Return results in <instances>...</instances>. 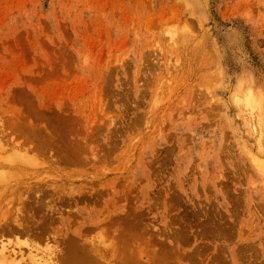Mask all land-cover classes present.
Wrapping results in <instances>:
<instances>
[{
    "label": "rangeland",
    "instance_id": "374dc122",
    "mask_svg": "<svg viewBox=\"0 0 264 264\" xmlns=\"http://www.w3.org/2000/svg\"><path fill=\"white\" fill-rule=\"evenodd\" d=\"M238 79H241L242 83L240 94L247 93L248 88L251 89V96L257 103L254 108H247L243 102L234 99L238 89L237 83L240 82ZM8 113L12 114L10 116L17 115L15 117L18 119L26 116L31 118L28 122L35 123L32 125V133L36 135V139L33 138L35 142L30 140L35 145L30 144V141L23 142L28 137L25 138L21 131L11 134L14 128H11V131L10 128L3 130L12 123L7 125L8 121H5L8 127L4 125L3 121L10 118ZM22 118L21 121L24 119ZM1 120L5 126L3 128L4 126L0 125L6 134L3 135L4 138L11 136V139L4 141L0 135L3 138H0L3 140L0 141V156L7 157H0V164L3 160L0 176L2 177L4 169L5 176L9 173L7 176L12 181L9 180L11 186L13 181L20 179L16 183H22L30 190L21 184L23 188L20 185L17 186L20 189H16L19 192L23 189L22 193L16 192L15 189V199L11 197L12 200L8 198L9 201L1 195L3 197H0V214L6 207H10L11 203L22 205L23 201L32 205L33 202L35 204L42 201L36 200L37 198H42L46 202L42 204L47 208H40L41 212L44 211V214L40 212L44 217L37 215L38 210H35V215L39 217L34 219L38 223L43 221V224L44 220L47 222L49 219L50 222L47 223L52 225L49 224L48 228L41 223L46 229L36 225V230H42L40 243L47 241L52 246L57 244L58 248L60 245V248H65L63 242H68L66 239L67 236L70 237V234H67L69 230L71 237L76 235L77 240L73 237L76 242L87 248H116L113 245L121 244L122 247L121 240L125 241L123 238L126 237H122V232L125 234L127 231L129 236L132 234L129 229L136 230L139 227L136 231H139L137 235L142 239H135V231L132 234L135 237L130 236L129 239L132 237L131 240L136 243L139 239L138 242L149 237V240L141 244L147 245L149 242L146 247L152 245L150 251L161 248L160 244L165 242L161 245L166 248L165 251L161 249L166 255L172 248L174 253L181 248L177 254L189 253L188 257L181 254L180 258L179 254L177 256L174 253L170 255L175 256L172 258H176V261L183 259V263L179 261L182 264H209L211 260L210 264H229L232 260L231 264H264V0H0ZM28 122L22 124L26 123L28 127L31 125L27 124ZM17 124L21 125V122ZM30 127L28 135L27 129L26 132L25 129L22 131L29 138ZM41 127L46 131H42ZM118 128L119 132L116 131ZM124 130L125 135L121 132ZM7 133L11 135L8 136ZM114 133H118L120 137ZM10 141H13L15 146H12ZM8 143L12 148L16 147V150L17 147L22 148L25 153L28 149L30 156L26 155L27 158L31 160L35 157L31 161L34 163L37 158L38 163L35 162L41 164L30 166L29 160L24 161L21 158V161L20 157L17 160L15 155H10V160L8 155L14 151L8 148ZM78 143L79 146L82 144L81 150ZM41 144H44L43 147ZM45 145L51 148L48 150ZM59 145H65L66 148L60 151L61 147L56 148ZM31 147L34 151L29 150ZM70 147H73L71 151ZM75 147L79 149L74 150ZM39 148L41 149L37 152ZM85 148H88L86 151L89 152L84 153ZM42 149L47 152L43 153ZM92 149L100 154L97 152L91 160L84 161V158L89 159L91 154L95 153ZM16 150L15 152H18ZM21 151L20 154H23ZM59 151L61 154L65 152V155L68 152L66 157L73 160L72 165H69L71 162L68 159L67 163L66 157L59 154ZM45 152L47 155L53 154L54 157L50 155V159L46 158ZM88 153L90 157L87 156ZM71 154L79 156L78 159L75 157V160ZM60 156L62 163L57 160V157L60 160ZM97 156L100 160L95 162ZM8 160L13 161L6 162L7 164L14 165H6L5 161ZM77 160L88 162L74 165ZM106 161V168L112 165L107 169L108 172L106 168L102 170L105 172L102 177L101 168L104 166H101ZM32 170L35 173L38 170L36 176L40 175V178H35ZM46 170H50L49 175H53L48 176ZM86 170L93 172L91 175L85 174ZM79 171L85 173L81 174ZM41 172H45L47 176L43 175L47 178L43 177ZM81 175H89V179ZM23 178L31 181L26 182ZM8 179L6 177V180H0V184L6 183ZM44 180H47V183ZM91 181H94L93 185ZM31 182L34 183L30 185ZM38 184L43 186L41 190L38 189ZM45 184L51 185L47 187ZM81 186L87 190H81ZM93 187L100 188L90 193ZM35 189L36 191H33ZM84 191L85 193H82ZM28 193L30 198L26 195ZM62 193L65 194L62 200L64 206L59 200ZM93 193L100 197H95ZM90 197L97 200H91ZM65 198L69 202L66 203ZM83 199H89L90 202L86 203V200L84 204ZM58 201H61L60 204ZM98 203L100 205H97ZM108 204H111L113 209ZM124 205L126 207L123 209ZM63 207L64 214L60 210ZM65 208L66 212L73 209V213L76 212L81 218L75 213V217L73 213L67 214ZM56 209H59V213H55L57 216L53 213ZM126 209L130 211L132 221L136 224L130 223L132 221L128 222L129 225L126 221L125 225L121 224L124 222L120 221L121 219H131ZM132 211L133 214L137 211V217ZM108 213L113 217L115 213H119L116 218H123H115L118 225L130 228H124L123 231L120 226L116 227V220L111 223ZM57 217L59 222H56L61 225L54 223ZM103 218L105 223L107 219L110 221L108 225L115 224L114 227H108L106 230L108 225L103 223ZM220 220H223L221 225ZM70 221L72 224L76 222L72 225ZM227 221L231 223L229 226ZM211 223L216 227L212 225V228ZM83 225H87V228ZM92 226L96 227L93 229ZM83 227L87 231L92 228L94 233L90 230L88 233ZM172 227L175 228L174 231H179L177 237L176 232H171ZM215 228L220 234L218 232L217 235V230L216 233H211ZM115 229L122 232H116ZM105 231L106 233H102ZM109 231L115 233L116 238L112 239L114 235ZM10 233V237L7 232L3 233V236L0 235V238L5 237L2 241L0 239V248L1 244L13 239ZM80 233L85 236H80ZM171 233L173 236L169 237ZM53 234L61 239L57 236L56 240ZM99 234L103 237L102 240ZM222 234L224 236H219ZM154 236L156 241H152L160 244L151 241ZM119 237L122 239H118ZM129 239L126 240L128 243L123 244L124 247L131 245L129 242L132 241ZM115 240L120 241V244ZM86 242H91V245H85ZM101 242L104 245H100ZM138 242L136 245H140ZM65 244L68 246V243ZM242 244L246 249H243ZM134 245L131 247L136 248ZM143 245L138 248H145ZM16 246L26 250L22 245ZM218 246L221 248L218 249ZM194 250L200 252L199 257L196 254L198 251ZM192 251L196 253L192 255ZM240 252L243 256L239 258L237 254ZM253 252L258 255L257 258ZM249 254H252V257ZM249 259L253 261H248ZM167 260V264H172L171 260ZM176 261L173 263L179 264Z\"/></svg>",
    "mask_w": 264,
    "mask_h": 264
},
{
    "label": "bare ground",
    "instance_id": "6f19581e",
    "mask_svg": "<svg viewBox=\"0 0 264 264\" xmlns=\"http://www.w3.org/2000/svg\"><path fill=\"white\" fill-rule=\"evenodd\" d=\"M238 80H240V82L239 83H237V87H238V89H236V95L234 96V99L235 100H237V101H239V102H243V105H246L247 106V108H248V106H251L252 108H254L253 106L255 105V103H256V100L254 99V97L253 96H251V95H253V94H251V91H249V90H251L250 88H248V89H246L247 90V93L246 92H243V94H240L241 92H240V84H242L241 83V79H238ZM238 82V81H237ZM249 87V86H248ZM253 87V86H252ZM229 88V87H228ZM235 90V89H234ZM254 90V89H253ZM240 92V93H239ZM230 102V101H229ZM228 102V103H229ZM239 102H238V104H239ZM257 104V103H256ZM240 107V106H239ZM245 108V107H244ZM242 109V108H241ZM240 109V110H241ZM8 111V110H7ZM25 111V110H24ZM24 111H23V113L22 114H24ZM26 111H28V110H26ZM25 111V112H26ZM258 111H260V110H258ZM10 112V111H9ZM15 112V111H14ZM20 112V111H19ZM243 112V111H242ZM255 112H256V110H255ZM246 113V112H245ZM30 114V113H29ZM8 115H9V113H8ZM10 115H12V114H10ZM9 115V116H10ZM27 114H25V116H26ZM258 115V114H257ZM15 116H17V115H13V116H10V118L8 119V120H4L3 122L5 123V121L8 123L7 125H9V123H11L10 125H15L14 127L13 126H11L10 127V125H9V127L6 125V123L4 124L3 122H2V120L0 121V125H2V124H4V125H6L8 128L7 129H3V128H5V126L4 125H2V127L3 128H0V135L4 138V136L3 135H6L4 132H3V130H8L9 128V131H11V128H14V129H12V131H11V134H17V132L18 131H21V134L23 135V136H25V138H27V139H25L23 142H27L28 141V143H29V141H30V144H32L33 142H35V140L34 139H36V135L35 134H33L32 133V130H34V129H32L33 127H32V125H35V123L34 122H28V119L30 120L31 118L30 117H28V116H26V118L25 117H21L23 120V122L21 121V118L20 119H18V117L16 118ZM20 116V115H19ZM30 116H31V114H30ZM36 116V115H35ZM244 116V115H243ZM7 119V118H6ZM12 119V120H11ZM13 119H15L16 121H19V122H16L15 120L13 121ZM18 119V120H17ZM25 119H27V120H25ZM11 120V121H10ZM135 120V119H134ZM246 120H248V119H246ZM28 122L27 124H31V125H28V127H27V125H26V123L23 125L22 123H24V122ZM14 122H16V123H14ZM21 122V125L20 124H17V123H20ZM250 122H251V120H250ZM34 123V124H33ZM129 124H130V122H129ZM17 125H19V126H17ZM23 125V126H22ZM250 125V124H249ZM21 126H22V128H21ZM24 126H26V127H24ZM31 126V127H30ZM20 127V128H19ZM29 127L31 128V138H29V136H26V134L24 133V132H26V129H27V135L30 133V131H29V133H28V130H30L29 129ZM3 129V130H2ZM16 129V130H15ZM24 129H25V131H24ZM41 129H42V131L44 130V127L42 128L41 127ZM116 129V128H115ZM1 130H2V134H1ZM13 130H15V131H13ZM114 130V129H113ZM119 130V128L116 130L117 132H119L118 131ZM22 131H24V132H22ZM41 131V132H42ZM44 131H46V129L44 130ZM115 131V130H114ZM155 131H158V130H155ZM33 132H35V131H33ZM121 132H123V134H124V132H125V130L124 131H121ZM19 133V132H18ZM8 134V133H7ZM10 133L8 134V136L9 135H11ZM25 134V135H24ZM32 134H33V136H32ZM45 134V133H44ZM115 134V133H114ZM121 134V133H120ZM122 134V135H123ZM125 134H126V132H125ZM124 134V135H125ZM115 135H117V136H119L120 137V135H118V133L117 134H115ZM121 135V136H122ZM0 136V138L1 139H3L2 137ZM41 136H42V134H41ZM114 136V135H113ZM35 137V138H34ZM9 138L11 139V136L10 137H8L7 139L6 138H4L3 140L4 141H8L9 140ZM34 138V139H33ZM42 138H43V136H42ZM47 138V137H46ZM112 138V137H111ZM111 138H110V140H111ZM114 138V140L116 139L115 137H113ZM33 141L32 143H31V140ZM128 139V138H127ZM126 139V140H127ZM3 140L1 141V142H3ZM18 140H19V138H18ZM21 140V142H22V139H20ZM114 140L112 139V141H111V143H113L114 142ZM129 140H132V139H129ZM38 141V140H37ZM120 141H122L121 139H120ZM125 141V140H124ZM128 141V140H127ZM0 142V143H1ZM14 142H16V140L14 141ZM20 141H19V143L22 145L23 143H21ZM44 143V142H43ZM47 143H48V141H47ZM52 143V142H51ZM50 143V144H51ZM124 143V142H123ZM125 143H126V141H125ZM124 143V144H125ZM2 144V143H1ZM1 144H0V148H2L1 147ZM10 144H12V146H15L14 144H13V141H12V143H11V141H10ZM16 144H18V142L16 143ZM20 144H18V146L20 145ZM29 144V145H30ZM37 144H39V143H37ZM127 144H129V143H127ZM8 145H9V143H8ZM8 145H6V146H8ZM32 145H35V143L34 144H32ZM42 145V144H41ZM44 145V144H43ZM43 145H42V147H43ZM58 145V144H57ZM82 144H80V146H81ZM85 146H87V144H84ZM5 146V148L7 149V147ZM17 146V145H16ZM46 146V145H45ZM72 146V145H71ZM75 146V145H74ZM78 146H79V143H78ZM79 146V147H80ZM12 148L11 147V145H9L8 146V148ZM23 147H24V145H23ZM47 147V149L49 150L50 148H49V146H46ZM57 147H61L60 145L59 146H56V148ZM79 147L78 148H74V150H77V149H79ZM16 147H13L12 148V150L14 151V153L12 154H9L8 155V158H10V160H11V156L13 155H15L16 157V159L18 160V158L20 157V160L21 161H23L24 159H26L27 161L29 160L30 161V163H29V165L31 166V164H33V165H35V164H37L38 163V161H37V158L34 160V163L32 162L33 161V159L35 158L33 155H32V157H34V158H32L31 160L30 159H28L27 158V156H30V153H28V149H26L27 150V152L25 153V150L23 151V149L22 148H19V147H17L20 151L22 150L23 151V154L21 153L20 154V151L17 149H15ZM25 148V147H24ZM34 148H36V147H34ZM45 148V147H44ZM62 149H60V151L61 150H63V148H66L65 147V145H63L62 147H61ZM72 148L73 147H70L69 148V150L71 149L72 150ZM83 148H84V146H83ZM82 148V149H83ZM5 149V150H6ZM33 150L34 151V149H33V147H31V148H29V150ZM40 149L41 148H39L38 149V151L37 152H39L40 151ZM59 149V148H58ZM88 148H85V151L87 150ZM137 149V148H136ZM15 150L16 151H18V152H15ZM43 150V149H42ZM55 150V149H54ZM66 149H64V151H65ZM70 150V151H71ZM80 150H81V147H80ZM92 150H94V149H92ZM98 150V149H97ZM124 150H126V149H124ZM157 150V149H156ZM1 151H3V150H1ZM7 151V150H6ZM21 151V152H22ZM44 151H46V150H43V153H44ZM50 151H52V150H50ZM59 151V154H61V152ZM137 151V150H136ZM8 152V151H7ZM10 152H11V150H10ZM47 152V151H46ZM46 152H45V156L47 155L46 154ZM55 152V151H54ZM57 152V151H56ZM73 152V151H72ZM74 152H77V151H74ZM79 152V151H78ZM87 152H89V151H86V152H84V153H87ZM94 152L95 153H92V151H91V157H90V153H88V155L87 156H89L90 158L88 159V157L85 159L84 158V161L85 160H91V158H92V156H94L93 154H96L97 155V152H96V150H94ZM4 153V152H3ZM16 153H19V154H16ZM41 153V152H40ZM62 153H63V151H62ZM67 153V155H68V152H66ZM81 153H83V152H81ZM83 153V154H84ZM99 153V152H98ZM125 153V152H124ZM2 154V153H1ZM25 154V155H24ZM34 154H37V153H34ZM56 154V153H55ZM54 154V155H55ZM57 154H58V152H57ZM75 154V153H74ZM74 154H71L70 156H73V158H77L78 159V157L77 156H74ZM79 154H80V152H79ZM78 154V155H79ZM100 154V153H99ZM3 155V154H2ZM11 155V156H10ZM27 155V156H26ZM40 155H42V154H40ZM48 155H49V157H48ZM47 155V157L46 158H49L50 159V155L51 154H48ZM61 155H64L65 157L67 156V155H65V152L63 153V154H61ZM95 155V156H96ZM4 156V155H3ZM1 157V158H4V157ZM52 157H54L53 156V154L51 155ZM99 156V155H98ZM94 157L96 160H95V162L99 159L100 160V158L99 157ZM36 157H37V155H36ZM38 157H39V155H38ZM51 157V158H52ZM64 157V158H65ZM68 157V156H67ZM66 157V161H67V163H69L68 162V160L71 162V164H69V165H72V161L73 160H70V159H68ZM120 158H121V156H119ZM15 158H13V160H15ZM23 160H22V159ZM30 158V157H29ZM56 158V157H55ZM58 158V159H57ZM56 159L58 160V161H60V163H62L61 162V156H60V160H59V157H57ZM72 158V157H71ZM76 158H75V160H76ZM82 158V157H81ZM102 158V157H101ZM4 159H7V157H5ZM53 159V158H52ZM68 159V160H67ZM12 160V161H13ZM17 160H15L16 162H18ZM26 160H24V161H26ZM38 160H39V158H38ZM116 160V159H115ZM11 161V162H12ZM37 163H36V162ZM40 161V160H39ZM42 161V160H41ZM40 161V162H41ZM56 161V160H55ZM78 161V160H77ZM74 162L73 164L75 165V163H77L78 165L80 164L81 165V163L83 164L84 162L82 161L81 162V160L80 161H78V162ZM88 161H86V162H88ZM6 162H10L9 160L8 161H5V163ZM10 162V163H11ZM39 162V163H40ZM49 162H50V160H49ZM54 162V161H53ZM85 162V163H86ZM91 162V161H90ZM92 162H93V160H92ZM98 162V161H97ZM102 162H103V160H102ZM105 162V161H104ZM109 162V161H108ZM1 163L2 164H0L1 166H3V160L1 161ZM10 163H6V165H9ZM21 163V162H20ZM25 163V162H24ZM52 163V162H51ZM59 163V164H60ZM84 163V164H85ZM101 163V162H100ZM100 163H98V165L100 164ZM110 163V162H109ZM26 164V163H25ZM41 164V163H40ZM39 164V165H40ZM42 164H44V163H42ZM45 164H46V162H45ZM53 164V163H52ZM54 164H55V166L57 165L56 164V162H54ZM90 164V163H89ZM95 164V163H94ZM105 164H107V161H106V163H104L101 167H103ZM11 165V164H10ZM12 165H14V164H12ZM11 165V166H12ZM32 165V166H33ZM38 164H37V166H39ZM88 165V164H87ZM97 165V166H98ZM108 165V164H107ZM106 165V166H107ZM112 165V164H111ZM111 165H109L108 166V168L111 166ZM260 165L262 166V163L260 162ZM10 166V167H11ZM36 166V165H35ZM51 166H53V165H51ZM65 166H67V165H65ZM64 166V167H65ZM85 166V165H84ZM58 167V166H57ZM95 167V166H94ZM263 167H264V165H263ZM43 168V167H42ZM45 168V167H44ZM50 168V167H49ZM87 168V167H86ZM89 168V167H88ZM91 168V167H90ZM98 168H100V167H98ZM106 167L104 166V168L102 169L101 168V172H102V170H104ZM108 168H106V170L108 169ZM31 169H33V170H35V168H31ZM40 169V168H39ZM38 169V170H39ZM47 169V168H46ZM53 169H54V166H53ZM62 169V168H61ZM64 169V168H63ZM66 169V168H65ZM93 168H91V170H92ZM23 170H25V169H23ZM29 170H30V168H29ZM32 170V171H33ZM38 170H36V173H35V176H36V174H37V172H38ZM52 170V169H51ZM57 170H58V168H57ZM60 170V169H59ZM90 170V171H91ZM98 170L99 169H97V172H98ZM2 171V170H1ZM26 171V170H25ZM24 171V173H27V172H25ZM40 171V170H39ZM43 171H44V169H43ZM56 173H57V171L56 170H54ZM69 171V170H68ZM70 171H72V169L70 170ZM89 171V172H90ZM100 171V170H99ZM110 171V170H109ZM11 172V171H10ZM30 172H31V170H30ZM46 172H47V170H46ZM48 172H50L51 173V171L50 170H48ZM46 173V174H48V176H50V175H53V174H50L49 175V173ZM59 172H61V170L59 171ZM58 172V173H59ZM62 172H64V170L62 171ZM77 172V171H76ZM84 172V171H83ZM83 172L81 173L80 171H79V173H81V174H83ZM86 172H87V170H86ZM89 172H87V173H85V174H92V172L91 173H89ZM107 172H108V170H107ZM2 173H3V175H2ZM2 173H1V175H2V177L0 176V180H6V177H7V179H8V176L7 175H9V173L8 172H6V173H8V174H6V176L4 175L5 173H4V169H3V171H2ZM57 173V174H58ZM99 173V172H98ZM97 173V174H98ZM103 173V174H102ZM102 173H99L100 175L102 174V177L104 176V173L105 172H102ZM39 174V173H38ZM41 174H42V172H41ZM43 174L45 175V176H47L46 174H45V172H43ZM42 174V176L43 177H45L44 175ZM55 174V173H54ZM66 174L67 173H65V176H66ZM94 174H96V173H94ZM93 174V175H94ZM16 175V174H15ZM63 175V174H62ZM76 175V174H75ZM108 175V174H107ZM107 175H105V176H107ZM5 176V177H4ZM17 176V175H16ZM27 176V175H26ZM29 176V175H28ZM31 176V175H30ZM33 176V175H32ZM69 176V175H68ZM82 176V175H81ZM84 176V175H83ZM82 176V177H83ZM85 176H87V178H88V176L89 175H85ZM84 176V177H85ZM97 176V175H96ZM10 177V176H9ZM15 177V176H14ZM37 177H39L40 178V175H38V176H36L35 178H37ZM42 177V178H43ZM56 177H59V176H57L56 175ZM71 177H73V176H71ZM76 177H78L77 175H76ZM93 176H90V178H92ZM5 178V179H4ZM26 178V177H25ZM25 178H23L24 179V181H26L27 179H25ZM31 178V177H30ZM34 177H32L31 179H35ZM45 178H47V177H45ZM65 178V177H64ZM69 178H70V176H69ZM97 178V177H96ZM107 178V177H106ZM16 179V178H15ZM38 179V178H37ZM59 179H61L62 180V178H59ZM78 179H79V177H78ZM85 179H86V177H85ZM85 179H83L84 181H85ZM89 179V178H88ZM100 179H102V178H100ZM113 179V178H112ZM9 180L10 179H8L7 181H6V183L4 182V183H2V184H0V197L2 198L3 196H1V195H4L5 196V198L6 199H8V198H11V197H13L14 195H13V193L15 192V189L16 188H18V189H20L19 187H17V186H20L22 183H20V185H18V183H16V182H18L19 180H17L16 182H14L13 181V185L11 186L10 184H12V183H9ZM30 180V179H29ZM29 180H27V181H29ZM65 180H67L66 178H65ZM90 180H92V179H90ZM94 180V179H93ZM108 180V179H107ZM106 180V181H107ZM110 180V179H109ZM108 180V181H109ZM11 181V180H10ZM26 181V182H27ZM31 181V180H30ZM39 181H40V179H39ZM45 182L47 181V180H44ZM77 181V180H76ZM96 181V180H95ZM97 181H99V180H97ZM111 181H113V180H111ZM110 181V182H111ZM12 182V181H11ZM42 182V181H41ZM41 182H38V183H41ZM48 182H49V180H48ZM51 182V181H50ZM53 182V181H52ZM24 183V182H23ZM29 183V182H28ZM32 183H34V182H31L30 183V185H32ZM36 183V182H35ZM47 183V182H46ZM92 183V184H91ZM91 183H89V184H91V185H93V183H94V181H91ZM97 183V182H96ZM107 183V182H106ZM25 184V183H24ZM42 184H44V182H42ZM66 184V183H65ZM75 184V183H74ZM77 184V183H76ZM88 184V185H89ZM23 185V184H22ZM22 185H21V187H22ZM46 185V184H45ZM45 185H44V188H46L45 187ZM51 185V184H50ZM49 184L48 185H46L47 187L48 186H50ZM62 185H64V183L62 184ZM67 185V184H66ZM65 185V186H66ZM87 185V184H86ZM25 188H27L28 190H30V188H28V186L26 187L25 185H23ZM34 186V185H33ZM35 186H36V184H35ZM40 186V187H39ZM56 186V185H55ZM69 186V185H68ZM71 186V185H70ZM37 187H39L38 189H40L41 190V187L43 188V186L42 185H40V184H38V186ZM54 187V186H53ZM61 187V186H60ZM83 186H81V190L82 189H84V188H86V187H83ZM88 187V186H87ZM96 187H97V185H96ZM103 187V186H102ZM108 187L110 188L111 186H109L108 185ZM115 187V186H114ZM181 187V186H180ZM23 188V187H22ZM24 188V189H25ZM62 188V187H61ZM100 187H98V189H99ZM105 188V187H104ZM47 189V188H46ZM51 189H52V187H51ZM56 190L58 189V188H55ZM60 189V188H59ZM63 189V188H62ZM95 189H96V191L98 190L97 188H94L93 187V189L90 191V189L88 190V191H90V193H92L93 191H95ZM23 190V189H22ZM22 190H21V192H19V190H17L16 189V192L18 191L19 193H22ZM39 190V191H40ZM44 190V189H43ZM48 190H49V188H48ZM53 190V189H52ZM55 190V191H56ZM81 190H80V192H81ZM85 190H87V188L85 189ZM106 190H107V188H106ZM25 191V190H24ZM33 191H36V189L35 190H33ZM54 191V192H55ZM72 191V190H71ZM110 191V190H109ZM26 192H28V191H26ZM25 192V193H26ZM32 192V191H31ZM30 192V193H31ZM38 192V191H37ZM50 192V191H49ZM53 192V191H52ZM61 192H62V190H61ZM74 192V191H73ZM103 192V191H102ZM107 192V191H106ZM18 193V194H19ZM57 193V192H56ZM60 193V192H59ZM74 193H76V192H74ZM82 193H85V191L84 192H82ZM98 193H100V191H98ZM16 194V193H15ZM63 194L64 193H62L61 194V196L59 197V200H63V198H64V196H63ZM81 194V193H80ZM88 194H89V192H88ZM93 194H97V193H93ZM103 194V193H102ZM108 193H106V195H107ZM114 194V193H113ZM17 195V194H16ZM26 195H28V197L30 196L29 195V193L28 194H26ZM56 195V194H55ZM65 195V194H64ZM78 195V194H77ZM76 195V196H77ZM105 195V196H106ZM110 195V194H109ZM67 196V195H66ZM65 196V197H66ZM73 196V195H72ZM93 196V195H92ZM119 195H117V197H118ZM177 196H179L178 194H177ZM27 197V198H28ZM47 197H49V196H47ZM95 197H100V195H96ZM102 197H104L103 195H102ZM113 197V196H112ZM120 197V196H119ZM4 198V199H5ZM14 199H15V197H13ZM19 198V197H18ZM30 198V197H29ZM51 198V197H50ZM62 198V199H61ZM71 197H69V199H70ZM89 198V197H88ZM90 198H92V197H90ZM108 198V197H107ZM114 198H116L115 197V195H114ZM54 199V198H53ZM55 199H56V197H55ZM68 199V198H67ZM72 199V198H71ZM109 199H111L112 200V198H109ZM9 200V199H8ZM11 200H12V198H11ZM33 200V199H32ZM36 200H42L41 202L39 201V202H37V203H35L34 204V202H33V204H32V202H31V204L32 205H29V204H27V203H24L23 201H21L22 202V205H20V203H18V205H16V204H12L11 203V205H10V207L8 208V207H6L5 208V210L0 214V235L1 236H3L2 234L3 233H5L6 234V232H7V234H8V237H10L9 236V233H10V235H11V238H13V239H11V241H6V243H3V244H1V248H0V264H164V262H166V260L167 259H169V260H171L170 261V263H172V264H176V263H173V262H175L176 261V258L174 259V258H172V256L170 255V253H174V248H172L173 250L172 251H169V254H167L166 255V253L165 252H162L163 250L165 251V249L166 248H163L162 246V244H164V243H155V242H153L152 241V239H155V236H154V238L153 237H151V241L153 242V243H155V244H160V247L163 249H161V248H155L156 249V251H155V249H153L152 251H150V249H152L151 247H152V242L150 243V245H151V247H149V248H147L146 246H149L148 245V243L149 242H147V245H146V243H144V245L143 244H141V242L143 243V241H147V240H149L150 238L149 237H147L148 239H144L143 241H140V242H138V241H136V243H134L132 240H133V238L135 237V235H132L133 234V232L135 231V233H136V235H137V232H139V231H136V230H139V227H138V229H129V228H127V226L125 227L124 225L127 223V225H129L130 223H132V224H136V222H134L133 223V221H132V218H131V215H130V209L128 210V209H126V210H128V215H130V218L131 219H129L128 221L127 220H123V219H121V218H123V217H118L119 218V220L120 221H124L123 223H121V224H124L123 225V227H121L120 225H118V221L116 220V219H118V218H116L118 215H119V213H115L114 215H115V217H113L112 215H110L109 213V215L111 216V223L114 221V220H116L115 221V224H116V227L117 226H120L121 228L120 229H122L123 228V231H124V228H126V230H130V232L132 233L131 235H127V234H129L127 231L126 232H124L125 234H126V236H124L125 234H123V232L121 231V230H119V231H121L122 233V237H126V238H123V240L125 239V241H122L121 240V243H126L127 241V239H129V237L130 236H133V238L131 237L129 240H131L132 241V243L131 242H129L131 245H133V244H137V242L138 243H140V245H136V248L135 247H131V245L130 246H126V247H124L123 246V244H122V247H121V244H120V241H117V240H115V242L117 241V242H119V246H118V244H116V245H113V246H115L116 248H112V246H111V248H87L86 246H83V245H81V243L79 244V243H77L76 242V240H77V238L75 237V236H73L74 238H76V240L73 238V237H71L72 235H71V233H68V231H67V234H70L69 236L70 237H68L67 236V234H66V236H67V238L68 239H66L68 242H66V241H64V240H62V241H64L65 243H68V246H67V244H65L64 242H63V244H64V246H65V248H60V246H59V248H58V245L57 244H55V245H51L50 243H48L47 241H43V242H41L40 243V240L42 239V236L40 235V233L42 232V230H40V229H37L36 230V225L37 224H39V227L40 226H42V224H43V221H41V222H39L38 223V221H36L35 219H34V217H36L37 215H39V216H43L44 217V215H41V214H44L43 212H41L42 210H40V208L42 207V206H44V207H42L43 209L44 208H46V206L45 205H43L44 203H46V202H44V200L41 198H37ZM75 200V199H74ZM87 200V202L86 203H88V202H90L89 201V199H86ZM85 200V201H86ZM91 200H97V198L96 199H94V198H92ZM103 200V199H102ZM5 201H7V200H5ZM10 201V200H9ZM8 201V204L10 203ZM60 201V202H61ZM64 201H66V198H65V200ZM71 202H72V200H70ZM83 201H84V199H83ZM85 201H84V204H85ZM100 198H99V200H98V202L100 203ZM114 201V200H113ZM112 201V202H113ZM17 202V201H16ZM19 202H20V199H19ZM27 202V201H26ZM42 202H43V204H42ZM48 202V201H47ZM54 202V201H53ZM52 202V203H53ZM59 202V201H58ZM60 202H59V204H60ZM67 202H69V201H66V203ZM78 203L80 202V201H77ZM82 202V201H81ZM95 202H97V201H95ZM76 203V202H75ZM83 203V202H82ZM92 203H94L93 201H92ZM97 204V205H100V204ZM105 203H107V202H105ZM109 203V202H108ZM114 203H116V202H114ZM39 204H41V206H39ZM61 204H63V201H62V203ZM103 204V203H102ZM101 204V205H102ZM51 205H54V204H51ZM50 205V206H51ZM57 205V204H56ZM65 205V203L63 204V206ZM87 205V204H86ZM92 205V204H91ZM90 205V206H91ZM111 205V204H110ZM109 204H108V206H110ZM59 206V205H58ZM67 206V205H66ZM65 206V207H66ZM71 206V203L69 204V207ZM72 206H73V204H72ZM85 206V205H84ZM93 206H95L96 207V205H93ZM120 206V205H119ZM62 207V206H61ZM75 207V206H74ZM101 207V206H100ZM115 207V206H114ZM123 207V209H124V207H126L125 205L124 206H122ZM41 208V209H42ZM57 208V207H56ZM90 208V207H89ZM111 208L113 209V207H112V205H111ZM147 208V207H146ZM47 209V208H46ZM45 209V210H46ZM49 209V208H48ZM55 209V208H54ZM60 209V208H59ZM59 209H56L57 211L59 210ZM66 209L67 208H65V212H66ZM92 208H90V210H91ZM103 209V208H102ZM109 209V208H108ZM118 209V208H117ZM122 209V210H123ZM230 209V208H229ZM228 209V210H229ZM35 210H38V213H37V215H35ZM55 210V212H53L52 210V212L55 214H57V213H59V211L57 212ZM61 211H62V214H64V207H63V209H60ZM73 209H71V211H72ZM121 210V211H122ZM141 210H142V208H141ZM147 210V209H146ZM232 210V209H231ZM230 210V211H231ZM69 211V210H68ZM66 212L67 214L69 213V214H71V213H73V211L71 212V211H69V212ZM103 211H104V209H103ZM125 211V210H124ZM144 212H145V210H143ZM40 212H41V214H40ZM52 212H50V211H48V213H52ZM90 212V211H89ZM88 212V213H89ZM100 212L102 213V211L100 210ZM100 212H99V214H100ZM111 212H112V210H111ZM110 212V213H111ZM123 212V211H122ZM137 212V211H136ZM136 212L133 214V211L131 212L134 216H135V214H136ZM139 212V211H138ZM45 213H47V210L45 211ZM75 213V215H76V212H74ZM74 213H73V215H74ZM126 213H127V211H126ZM143 213V212H142ZM55 214V215H56ZM61 214V213H60ZM108 214H107V216H108ZM123 214V213H122ZM144 215H145V213H143ZM217 214V213H216ZM219 214H220V211H219ZM223 214V213H222ZM225 214V213H224ZM223 214V215H224ZM53 215V214H52ZM66 215V214H65ZM75 215L73 216V217H75ZM78 215V214H77ZM76 215V216H77ZM83 215V214H82ZM98 215V214H97ZM117 215V216H116ZM126 216H127V214H125ZM138 215V214H137ZM137 215L135 216V217H137ZM139 215H141L142 216V214L140 213ZM144 215H143V217H144ZM226 215H227V212H226ZM226 215H225V217H226ZM39 216H37V217H39ZM46 216H48V214L46 215ZM54 216V215H53ZM57 216V215H56ZM59 216H61V215H59ZM58 216V217H59ZM79 217H80V215H78ZM77 216V217H78ZM100 216H101V214H100ZM209 216L210 215H208V218H209ZM216 217H217V215H215ZM219 216V215H218ZM230 216V215H229ZM50 216H48V218H49ZM58 217H57V219L56 218H54V219H56V220H54V221H52V223L54 222V223H58L59 221H58ZM64 217V216H63ZM76 217V218H77ZM104 217V216H103ZM113 217V218H112ZM133 217V216H132ZM207 217V216H206ZM72 218V217H71ZM70 218V219H71ZM81 218V217H80ZM97 218H99V217H97ZM116 218V219H115ZM222 218V217H221ZM38 219V218H37ZM40 219V218H39ZM62 219V218H61ZM69 219V220H70ZM75 219V218H74ZM74 219H72V220H74ZM88 219V218H87ZM108 219H109V217H108ZM107 219V221H106V223H105V220H104V218H103V220L102 221H104L103 223H105V224H107L108 223V220ZM136 219H138V218H136ZM206 219V218H205ZM204 219V220H205ZM220 219V218H219ZM223 219V218H222ZM225 219V218H224ZM223 219V220H224ZM35 220V221H34ZM71 220V221H72ZM223 220L221 221V223L220 222H218V223H220V225L222 224V222H223ZM56 221H58V222H56ZM70 221V222H71ZM81 221V220H80ZM98 221V220H97ZM100 221V220H99ZM109 221V222H110ZM125 221H126V223H125ZM130 221H132V222H130ZM134 221H137V220H134ZM138 221H140L139 219H138ZM206 221H207V219H206ZM228 221H230V220H228ZM226 222V223H228V225L227 226H229V224H231V223H229V222ZM47 222H50V220L48 219V221ZM45 220H44V224L45 223H47ZM74 222V221H73ZM76 222V221H75ZM74 222V223H75ZM128 222H130L129 224H128ZM212 222H214L213 220H212ZM216 222V221H215ZM214 222V224H217V223H215ZM231 222V221H230ZM42 223V224H41ZM67 223V222H66ZM74 223L72 224V222H71V224L72 225H74ZM78 223V222H77ZM89 223V222H88ZM101 223V222H100ZM110 223V224H111ZM43 224V226H46V227H48L49 228V224L50 225H52L51 223H47V224H45L44 225ZM61 225V223H58V225ZM68 224V223H67ZM86 224V223H85ZM115 224H113V225H115ZM120 224V223H119ZM142 224V223H141ZM213 223H211V227L213 228V226H215L216 227V225H214ZM224 224V223H223ZM103 225V224H102ZM108 225V224H107ZM107 225H105V226H107ZM112 225V226H113ZM213 225V226H212ZM42 226V227H43ZM57 226V225H56ZM71 226V225H70ZM84 226V225H83ZM91 226V225H90ZM111 225H108L107 226V228H106V230H108L110 227L111 228H113ZM133 225H131V228H133L132 227ZM135 226V225H134ZM138 226H140V224L138 225ZM208 226H210V224H208ZM59 227V226H58ZM72 227V226H71ZM84 227H86L87 228V225L86 226H84ZM83 227V229H85ZM94 226H92V228H93ZM96 227V226H95ZM94 227V228H95ZM109 227V228H108ZM211 227H208L209 229L211 228ZM219 228L221 227V226H218ZM224 227H225V225H224ZM43 228H45V227H43ZM50 228H52V226L50 227ZM64 228V227H63ZM77 228V227H76ZM78 228H79V226H78ZM80 228H82V227H80ZM91 228V227H90ZM92 228H91V230L90 231H92ZM93 228V229H94ZM136 228H137V226H136ZM207 228V229H208ZM228 227H226V229H227ZM46 229V228H45ZM53 229H54V225H53ZM70 229V228H69ZM99 229V228H98ZM101 229V228H100ZM141 229V228H140ZM175 229V228H174ZM174 229H173V227H172V230H171V232L172 231H174ZM208 229V230H209ZM38 230H40V232L38 231ZM52 230V229H51ZM80 230H82V229H80ZM86 231H87V229H85ZM84 230V231H85ZM89 230L87 231L88 233H89ZM117 230H118V228H117ZM116 229H115V231L116 232H119V231H117ZM132 230V231H131ZM164 230L165 229H163V232H164ZM179 230V229H178ZM182 230V229H181ZM208 230H207V232H208ZM217 230V235H218V232H219V230L218 229H213V230H211V233H212V231L213 232H215ZM222 230H225L224 228H222ZM50 231V230H49ZM61 231V230H60ZM59 231V232H60ZM85 231V232H86ZM98 231V230H97ZM9 232V233H8ZM16 232H18L20 235H22L21 237L19 236H17V235H19L18 233H16ZM58 232V233H59ZM85 232H81V233H85ZM96 232V231H95ZM109 232H111V235L113 234H115V233H112V231H109ZM175 232H176V230L174 231V234H175ZM179 231H177L176 232V236L175 237H177V235L179 234L178 233ZM225 232H226V230H225ZM12 233H14V234H12ZM52 233V232H51ZM56 233V232H55ZM57 233V234H58ZM60 233H62V232H60ZM80 233V236L81 235H83V237L85 236L84 234H81ZM91 233V232H90ZM92 233H94V231H92ZM99 233H100V231H99ZM102 233H106V231L105 232H102ZM102 233H101V235H102ZM178 233V234H177ZM216 233V232H215ZM214 233V234H215ZM15 234H17V235H15ZM37 234V235H36ZM65 234H63V236L65 235ZM76 234V233H75ZM87 234V233H86ZM96 234H97V232H96ZM95 234V235H96ZM161 234V233H160ZM163 234V233H162ZM205 234H206V232H205ZM219 234H220V232H219ZM224 235H225V233H223ZM219 235V236H224V235ZM13 235V236H12ZM17 236V238L15 237V236ZM31 235H32V237H31ZM50 235V234H49ZM54 235V234H53ZM92 237H93V235L92 234H90ZM100 235V234H99ZM101 235L99 236V237H101ZM104 235V234H103ZM110 235V233H109V236H111ZM112 235V236H113ZM116 235V234H115ZM114 235V236H115ZM120 235V234H119ZM118 235V236H119ZM163 235H165V233L163 234ZM167 235V234H166ZM170 235L171 236H173V234L171 233V234H169L168 236L170 237ZM5 236V235H4ZM7 236V235H6ZM40 236V237H39ZM56 236V237H55ZM58 235H54V237H55V239L56 240H58V237L60 238V236H58ZM66 236H65V238H66ZM86 236H88V235H86ZM90 236V237H91ZM108 236V235H107ZM112 237V239H114V238H116V236L115 237ZM121 236V235H120ZM212 236L213 235H211L210 237L212 238ZM8 237H6V239L8 238ZM54 237H53V239H54ZM122 237H119L118 239H122ZM128 237V238H127ZM138 235H137V237H135V239L137 240L138 239ZM5 238V237H4ZM3 237L2 238H0L1 239V241L4 239ZM41 238V239H40ZM64 237H63V239H65ZM70 238H73L71 241H69V239ZM139 238H141V237H139ZM157 238V237H156ZM171 238H174V237H171ZM217 238V236H215V239ZM52 239V240H53ZM61 239V238H60ZM91 239V238H90ZM95 239V238H94ZM97 239V238H96ZM101 240L103 239V237H101L100 238ZM111 239V238H110ZM112 239L110 240V241H112ZM142 239V238H141ZM214 239V240H215ZM246 239H248V238H246ZM46 240V239H45ZM75 240V241H74ZM79 240H80V238H79ZM78 240V241H79ZM81 240H83V239H81ZM92 240V239H91ZM107 240H108V238H107ZM158 240V239H157ZM163 240H164V238H163ZM245 240V239H244ZM12 241H13V243H12ZM53 241H55V240H53ZM53 241H51V242H53ZM97 241V240H96ZM103 241H106V240H103ZM135 241V240H134ZM155 241H156V239H155ZM160 241V240H159ZM158 241V242H159ZM165 241V240H164ZM253 241V240H252ZM56 242H58V241H56ZM59 242L61 243V240H59ZM98 242H100V241H98ZM113 242V241H112ZM160 242H162V240L160 241ZM247 242V241H246ZM254 242V241H253ZM84 242H82V244H83ZM88 242H86V244L85 245H89L91 242H89L88 244H87ZM93 243V242H92ZM102 243V242H101ZM128 243V242H127ZM167 243V242H166ZM250 243H252V242H250ZM42 244V245H41ZM95 244V243H94ZM168 244H170V242L168 243ZM244 244H247V243H244ZM10 245H14L17 249H15V247L13 248V246L11 247ZM16 245H18V246H20V245H22V247L24 246L25 247V249L26 250H22L20 247L18 248ZM79 245H81L80 247H79ZM91 245V244H90ZM98 245H99V243H98ZM100 245H104V243H102V244H100ZM107 245V244H106ZM134 245V246H135ZM141 245H143V247H145V248H138L139 246L140 247H142ZM162 245V246H161ZM222 245H224V244H222ZM243 245V244H242ZM248 245V244H247ZM63 246V247H64ZM94 246H96V245H94ZM93 246V247H94ZM118 246V247H117ZM155 246V245H154ZM153 246V247H154ZM239 245L237 244V246H236V248H237V250H238V247ZM254 246V245H253ZM88 247H90V246H88ZM99 247H102V246H99ZM110 247V246H109ZM119 247H121V248H119ZM131 247V248H130ZM241 248H242V246H240ZM147 248V249H146ZM218 249H220L221 247H217ZM226 248V247H225ZM251 248V247H250ZM178 249V248H177ZM181 249V248H180ZM179 249V250H180ZM243 249H246V247L244 248V245H243ZM159 250V251H158ZM179 250H177V252L179 251ZM182 250V249H181ZM224 250L225 249H223L222 251L224 252ZM236 250V249H235ZM237 250H236V252H237ZM240 250H242V249H240ZM158 251V252H157ZM194 251H198V250H194ZM227 251V250H226ZM225 251V252H226ZM177 252H175L174 254H176L177 256H178V254L180 255V256H178V257H180L181 258V254L183 255V252L182 253H178L177 254ZM196 252H193L192 251V255L193 254H195ZM220 252V251H219ZM238 252H239V250H238ZM237 252V253H238ZM185 253V252H184ZM188 253V252H187ZM191 253V252H190ZM199 251L196 253L197 255H198V257L200 256L199 255ZM216 253V252H215ZM214 253V254H215ZM189 254V253H188ZM188 254L186 255V254H184V255H186L187 257H188ZM223 254V253H222ZM226 254H227V252H226ZM236 254V253H235ZM253 254L255 255V253L253 252ZM257 254H259V253H257ZM183 255V256H184ZM191 255V254H190ZM218 255H219V253H218ZM238 256H239V258H240V256H243V254L240 252V254H237ZM236 255V256H237ZM250 256L252 255V254H249ZM254 255H253V257H254ZM176 256V257H177ZM182 256V257H183ZM238 256H237V258H238ZM244 256L246 257V255L244 254ZM248 256V255H247ZM256 256V258L258 257V255H255ZM173 257H175V256H173ZM197 256H196V258H198ZM216 257H219V256H216ZM221 257H222V255H221ZM252 257V256H251ZM167 258V259H166ZM178 259L176 262H179V261H182V263H183V259ZM223 258V257H222ZM229 258V257H228ZM239 258H238V260H239ZM248 258V257H247ZM219 259V258H218ZM217 258H216V260H218ZM232 259V258H231ZM246 259V258H245ZM245 259H244V261H245ZM174 260V261H173ZM237 260V261H238ZM250 260H252V259H249L248 261H250ZM168 261V260H167ZM214 261V260H213ZM233 261V260H232ZM232 261L229 263V264H231L232 263ZM253 261V260H252ZM211 262H212V260H211ZM210 262V263H211ZM220 262V261H219ZM226 262V261H225ZM246 262V261H245ZM182 263H180L179 262V264H182ZM188 263V262H187ZM186 263V264H187ZM209 263V264H210ZM214 263V262H213ZM217 263V262H216ZM215 263V264H216ZM227 263V262H226ZM252 263H254V262H252ZM256 263V262H255ZM165 264H167V262L165 263ZM208 264V263H207ZM219 264V263H218ZM220 264H221V262H220ZM240 264H246V263H240Z\"/></svg>",
    "mask_w": 264,
    "mask_h": 264
}]
</instances>
